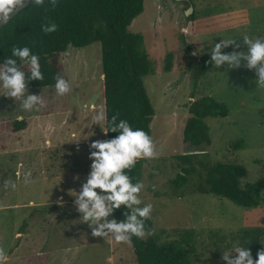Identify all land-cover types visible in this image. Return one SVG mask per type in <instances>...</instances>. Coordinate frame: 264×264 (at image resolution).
Masks as SVG:
<instances>
[{
	"label": "rangeland",
	"instance_id": "1",
	"mask_svg": "<svg viewBox=\"0 0 264 264\" xmlns=\"http://www.w3.org/2000/svg\"><path fill=\"white\" fill-rule=\"evenodd\" d=\"M129 29L144 36L156 69L144 83L155 109L151 137L157 157L144 164L140 193V207L153 205L154 234L142 240L176 242L191 264H227L223 253L234 246L250 249L257 260L264 249V191L259 207L245 208L199 193L197 174L180 189L173 182L184 165L179 157L199 150L205 155L193 159L196 165H242L248 171L243 184L264 177V89L255 83V70L244 67L246 62L239 69L210 63L207 74L194 83L196 64L211 57L222 39L240 44L239 49H222L227 54L247 50L244 35L264 37V0H145L144 12ZM169 52L173 67L166 73ZM58 66L71 91L61 96L55 87L28 89L45 101L39 111L22 110L20 101L4 96L0 87V246L9 256L7 264H137L131 242L92 236L69 194L81 190L91 171L90 144L107 140L106 119L102 127L93 119L101 109L105 112L101 43L70 47ZM23 69L29 71L26 65ZM206 97L225 105L229 115L205 120L211 145L197 148L185 142L184 130L190 108ZM21 117L27 128L14 132ZM29 170L32 183L25 184ZM6 179L16 182L14 190L5 189ZM60 197L63 207L56 203Z\"/></svg>",
	"mask_w": 264,
	"mask_h": 264
},
{
	"label": "trees",
	"instance_id": "2",
	"mask_svg": "<svg viewBox=\"0 0 264 264\" xmlns=\"http://www.w3.org/2000/svg\"><path fill=\"white\" fill-rule=\"evenodd\" d=\"M145 0H45L44 6L32 3L22 9L0 29V65L8 59H15L23 69V62L12 55L13 47H29L32 54L39 56V63L44 79L30 80L28 89L55 87L56 77L60 73L59 56L70 47L85 48L95 42L102 46V94L106 114V131L110 130L113 115L119 114V120H126L135 129L144 130L151 136V124L155 109L147 93L144 78L155 75L156 69L145 49L144 36L130 31L133 21L144 12ZM196 20L195 15L191 16ZM232 21V20H231ZM229 21L226 20V24ZM55 23L58 30L45 34L42 25ZM236 23H230L235 26ZM174 54L169 52L165 59L164 71L170 73ZM211 57L205 55L196 65L195 85L210 69ZM60 76V75H59ZM184 140L197 148L211 145L210 129L205 123L207 118H226L229 109L213 98H203L190 108ZM119 120L117 122H119ZM27 122L16 120L14 132L24 131ZM119 132H107V140L119 136ZM241 148V145H236ZM199 154L180 156L183 162L182 172L173 184L177 189L188 184L189 176L197 174V190L204 195H214L245 207L256 208L262 202L264 177L243 184L248 176L247 169L234 163H216L213 165L197 163L194 158ZM147 159L137 161L128 173L133 183L141 181ZM204 174H201V172ZM127 171V170H126ZM126 206L116 209L109 220H124ZM152 219L145 221L146 230H153ZM258 238L255 239V241ZM137 264H191L188 252L176 242L160 243L150 237L142 240L132 236L130 240ZM258 249H261L258 248Z\"/></svg>",
	"mask_w": 264,
	"mask_h": 264
},
{
	"label": "clouds",
	"instance_id": "3",
	"mask_svg": "<svg viewBox=\"0 0 264 264\" xmlns=\"http://www.w3.org/2000/svg\"><path fill=\"white\" fill-rule=\"evenodd\" d=\"M26 0H0V23L6 24L12 14L25 5ZM57 0H53L55 4ZM37 6H44L45 0H32ZM45 34L58 30L55 23L42 25ZM246 51H233L222 54V49L234 45L236 49L240 44L235 39H222L211 49V60L216 68L227 64L229 69H239L242 66L255 70L258 89H264V37L252 38L243 36ZM12 55L18 57L24 65L28 66L26 74L15 59H8L0 65V87L5 90L4 96L20 101V108L24 111H39L45 106L41 95L29 94L28 83L30 80L44 79L39 63V56L32 54L29 47H13ZM55 88L58 95H65L71 91L70 83L61 76H57ZM27 93V94H26ZM22 119V117H21ZM95 124L101 126L106 119L105 112L101 109L93 118ZM119 114L113 115L110 121L111 132H119V136L110 140H97L90 144L91 171L82 184L81 190H69L74 199L76 211L81 213L82 223H87L92 229V236L104 239H114L117 243L130 242L132 236L143 239L146 235L154 234V230H146L145 221L151 218L152 204L143 203L140 193L145 188L142 181L133 183V178L128 174L140 159H154L157 157L156 144L152 137L142 129H133L126 120H119ZM102 127V126H101ZM105 131V130H104ZM105 131V134L107 132ZM127 170V171H126ZM79 179V177H75ZM25 184L32 183V172L24 173ZM16 182L6 179L5 189H15ZM155 188V186H153ZM97 189L101 190L100 192ZM64 206L63 197L56 201ZM126 206L124 220L117 221L113 216L116 209ZM237 255L233 257L232 253ZM258 259L254 260L250 249L234 246L231 252L224 251L222 259L227 264H264V249L257 253ZM9 256L4 247L0 246V264H7Z\"/></svg>",
	"mask_w": 264,
	"mask_h": 264
},
{
	"label": "water",
	"instance_id": "4",
	"mask_svg": "<svg viewBox=\"0 0 264 264\" xmlns=\"http://www.w3.org/2000/svg\"><path fill=\"white\" fill-rule=\"evenodd\" d=\"M30 2H31V0H26L25 5H24L22 8H20L18 11L14 12V13L12 14V16L10 17L9 21H10L15 15H17L22 9H24L26 6H28V5L30 4ZM4 25H5V24L0 23V29H1Z\"/></svg>",
	"mask_w": 264,
	"mask_h": 264
},
{
	"label": "crops",
	"instance_id": "5",
	"mask_svg": "<svg viewBox=\"0 0 264 264\" xmlns=\"http://www.w3.org/2000/svg\"><path fill=\"white\" fill-rule=\"evenodd\" d=\"M223 19H225V18H223Z\"/></svg>",
	"mask_w": 264,
	"mask_h": 264
}]
</instances>
